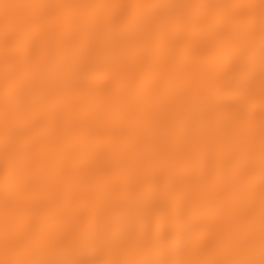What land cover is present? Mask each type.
Wrapping results in <instances>:
<instances>
[{"label": "bare ground", "instance_id": "6f19581e", "mask_svg": "<svg viewBox=\"0 0 264 264\" xmlns=\"http://www.w3.org/2000/svg\"><path fill=\"white\" fill-rule=\"evenodd\" d=\"M165 0H0V45L5 37L13 40L24 21L39 24L36 62H48L68 69L65 78L45 107L24 126L41 160L44 179L23 192L7 195L0 179V233L6 223L23 231L50 238L48 247L25 255L4 253L6 259H82L77 245L94 227L103 223L108 209L87 199L77 183L83 173L108 172L139 182L149 199L143 201L152 223L139 232L125 234V243L97 257L101 260L176 261L181 259H226L255 261L264 259V241L259 230L248 241L216 255L196 252L185 255L187 241L197 232L210 238L221 221L232 218L237 207L213 190L203 187L200 195L185 199L190 191V168H211L225 164L236 170V182L246 187L259 185L260 146L257 138L254 155H224L242 133V125L223 121L210 128L202 150L193 157L188 145L161 143L168 136V125L156 116L159 94L166 84L158 68L180 51L185 30L201 19L220 20L230 16L261 15L262 0H167L186 5L164 10L179 18L175 29H152L141 43L131 38L128 25L136 19L161 14L150 7ZM128 5L97 9L95 4ZM37 6H25V5ZM201 5H212L211 7ZM112 17L121 20L113 28ZM209 31L213 25L209 24ZM193 37L195 33H192ZM2 50V48H0ZM259 32L254 43L241 48L236 56L241 70L251 66L259 74L262 59ZM159 80L158 89L150 87ZM132 84L131 87L116 85ZM259 119L261 95L253 100ZM19 104L14 89H6L0 77V129L6 121L19 119ZM80 205L73 209L71 201ZM129 200L137 196L129 194ZM179 202V207L177 204ZM175 209V210H170Z\"/></svg>", "mask_w": 264, "mask_h": 264}, {"label": "snow or ice", "instance_id": "6c2138e0", "mask_svg": "<svg viewBox=\"0 0 264 264\" xmlns=\"http://www.w3.org/2000/svg\"><path fill=\"white\" fill-rule=\"evenodd\" d=\"M185 6L167 0L136 5L159 10L161 14L149 19L138 18L130 23L128 31L131 38L139 44L152 29H175L182 21L163 14L164 10ZM84 7L108 9L128 5L101 3ZM261 9L258 19L241 16L213 21L201 19L185 30L180 51L173 52L169 61L158 68L159 79L165 82L166 91L159 94L158 112L146 113V117L154 119L159 115L168 125V136L161 143H186L191 155L198 156L205 134L221 121L229 126L242 125L241 135L228 146L224 159L232 153H246L251 157L259 139L258 187L255 182L239 187L235 179L236 170L223 163L211 168L189 169L190 191L185 194V199L198 197L201 189L207 186L234 203L237 212L232 218L221 221L208 239L194 232L187 241L185 255L199 251L212 256L228 251L248 241L257 229L264 241V55L258 76L254 67L241 70L236 56L241 48L254 43L257 32L264 53V0ZM111 23L113 28L121 26L118 17H112ZM209 24L213 25L211 31L207 27ZM39 27L37 22L24 21L16 39L6 36L0 45V77L6 89H14L20 108L16 124L9 120L0 129V179L9 196L13 192L19 194L44 179L39 155L23 129L45 107L46 99L52 96L69 71L46 61L36 62ZM192 33H195L194 37ZM158 84L159 80H156L149 86L159 92ZM131 86L135 85H116ZM257 89L261 95L258 120L253 106ZM77 183L85 189L88 200L108 209L103 223L91 229L77 245L80 254L86 258L58 261L6 259L2 264H256L255 261L215 258L176 261L97 259L123 245L126 233L142 231L152 223L153 217L146 214L142 204L149 199V195L139 182L134 184L108 172H85L77 178ZM129 194H135L137 199L130 202ZM71 205L74 210L77 209L79 199L74 198ZM50 243V238L43 234L16 229L9 223L0 233V249L4 253L25 255L44 249ZM259 264H264V259Z\"/></svg>", "mask_w": 264, "mask_h": 264}, {"label": "clouds", "instance_id": "9594fccd", "mask_svg": "<svg viewBox=\"0 0 264 264\" xmlns=\"http://www.w3.org/2000/svg\"><path fill=\"white\" fill-rule=\"evenodd\" d=\"M58 260H61V259H41L39 261H58Z\"/></svg>", "mask_w": 264, "mask_h": 264}]
</instances>
